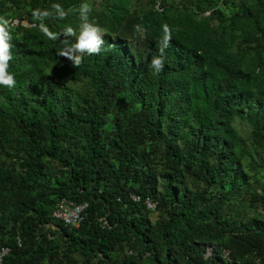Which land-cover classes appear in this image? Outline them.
I'll use <instances>...</instances> for the list:
<instances>
[{"label":"trees","instance_id":"trees-1","mask_svg":"<svg viewBox=\"0 0 264 264\" xmlns=\"http://www.w3.org/2000/svg\"><path fill=\"white\" fill-rule=\"evenodd\" d=\"M82 2L0 0V16L31 25L9 26L16 87H0V191L14 206L0 215L4 264H264V184L254 197L239 186H249L246 160L264 163V0H149L148 10L98 0L90 20L105 44L74 66L57 55L65 38L45 37L31 10L60 4L66 18L44 23L61 33L78 25ZM164 24L172 40L156 74ZM62 76L86 79L87 91ZM187 178L202 190L186 189ZM216 184L227 189L210 194ZM60 199L86 204L77 227L51 218ZM229 199L255 215H225Z\"/></svg>","mask_w":264,"mask_h":264},{"label":"clouds","instance_id":"clouds-1","mask_svg":"<svg viewBox=\"0 0 264 264\" xmlns=\"http://www.w3.org/2000/svg\"><path fill=\"white\" fill-rule=\"evenodd\" d=\"M91 11L92 6L87 2H82L78 7V25L76 27L66 25L61 33H56L51 31L44 21L53 16L63 20L68 12L60 4H52L50 9L36 8L31 10L32 17L38 21L33 27L38 28L50 40H57L63 36L65 38L64 47L60 49L57 55L71 60L73 65L77 66L84 54L98 55L105 44V30L90 20ZM9 24L8 19L0 16V87L13 89L16 87V78L9 71L10 63L13 60V44ZM134 28L138 34L141 31H146L139 24L135 25ZM171 40V29L167 24L162 25V37L158 41V54L151 57L149 64L156 74L164 69L165 50L171 44Z\"/></svg>","mask_w":264,"mask_h":264},{"label":"rangeland","instance_id":"rangeland-1","mask_svg":"<svg viewBox=\"0 0 264 264\" xmlns=\"http://www.w3.org/2000/svg\"><path fill=\"white\" fill-rule=\"evenodd\" d=\"M158 0H156L157 2ZM175 2L179 0H173ZM85 2L89 3L93 8H97L98 0H85ZM127 6H129L132 10H148L151 6L155 8L157 4L151 5L149 0H128L126 3ZM220 10L222 13L227 17L228 16V5H219ZM6 19L10 21L9 26H15L14 21L17 20L15 17L10 14L6 16ZM19 21V20H18ZM106 34V33H105ZM61 61H64L70 65L73 64V62L65 57H61ZM48 72L56 74L55 70H51L50 68L47 69ZM63 82L71 88V90L75 94L83 95L87 91V80L82 78L78 81L72 80L70 78H65L62 76ZM121 102H126V96L121 95L120 97ZM234 127L235 129L242 135L247 136L248 133V126L244 121H241L239 119L234 120ZM12 136H15V132L10 129ZM14 168V173H19L22 169H20L19 164L17 162H13L11 164ZM49 175L47 176L50 180V182L53 184V181L51 180V173L56 170V166L52 163L47 164ZM162 167H157V173L161 171ZM243 171L247 175V183L249 186H246L244 184L239 183L240 189L248 194V197H254L258 196L259 194V186L264 184V163L261 161V158H257L253 156V159L251 161L246 160V163L243 164ZM56 176V175H55ZM162 181L160 178L158 179V187L157 191L158 194L161 193V187H162ZM183 186L190 190L191 192H199L202 190V187L199 183L194 181L191 178L185 179V182ZM227 189L225 187L224 189H220L219 186L216 184L213 187L210 188L209 193L210 194H216L220 191L224 192ZM248 202L245 201L243 203H238L236 199H229L226 203L222 206V211L225 215L231 216L232 218L236 219H245L249 218L252 215H255V212H253L248 207ZM14 211V206L9 203V201L6 199V193L3 191H0V215L5 214L6 212H11L10 210ZM12 211V212H13ZM258 211L260 212V208H258ZM150 222L154 225L162 223L164 216L160 214L158 211L151 212L149 211V214L147 215ZM205 255L209 254V248L203 249Z\"/></svg>","mask_w":264,"mask_h":264},{"label":"built area","instance_id":"built-area-1","mask_svg":"<svg viewBox=\"0 0 264 264\" xmlns=\"http://www.w3.org/2000/svg\"><path fill=\"white\" fill-rule=\"evenodd\" d=\"M204 17L208 16V12H204L202 14ZM15 26H21V27H30L31 25L27 24L25 21H14ZM134 201H137L138 198L132 197ZM144 204L149 210H153L154 206L153 204L145 200ZM86 208L85 203H73L70 201H67L65 199H60L56 202L54 205L52 211H51V218L55 221L60 222L64 226L69 227H77L82 219L83 211ZM9 253L8 247H0V264H4V260L6 256Z\"/></svg>","mask_w":264,"mask_h":264}]
</instances>
